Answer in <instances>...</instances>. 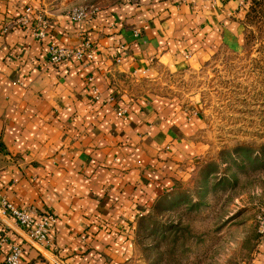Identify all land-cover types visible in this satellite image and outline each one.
Here are the masks:
<instances>
[{"label":"crops","instance_id":"0c3cea01","mask_svg":"<svg viewBox=\"0 0 264 264\" xmlns=\"http://www.w3.org/2000/svg\"><path fill=\"white\" fill-rule=\"evenodd\" d=\"M80 1L0 0V193L57 220L47 247L0 220V264L12 244L20 264H143L140 218L184 190L205 154L196 102L163 93V78L242 49L252 0H118L76 23ZM27 8L31 24H12ZM85 39L91 62L47 61L51 43ZM244 264H264V238Z\"/></svg>","mask_w":264,"mask_h":264},{"label":"rangeland","instance_id":"374dc122","mask_svg":"<svg viewBox=\"0 0 264 264\" xmlns=\"http://www.w3.org/2000/svg\"><path fill=\"white\" fill-rule=\"evenodd\" d=\"M243 38L242 49L163 78V93L196 102L205 154L187 187L143 221V264H244L255 251L264 209V5L245 21Z\"/></svg>","mask_w":264,"mask_h":264},{"label":"built area","instance_id":"2783aa9c","mask_svg":"<svg viewBox=\"0 0 264 264\" xmlns=\"http://www.w3.org/2000/svg\"><path fill=\"white\" fill-rule=\"evenodd\" d=\"M31 8L25 9L23 15L17 17L12 24L18 26H28L31 24L29 21V14ZM95 12V8L88 9L86 7H73L67 13L68 17L76 23H82L88 17L89 12ZM34 33L37 39L45 38V31L48 27L47 21L37 13L35 16ZM3 33L8 31L5 26L2 28ZM96 46L88 39L83 40L78 47H60L51 43L47 51V61L51 65L66 64L72 60L89 63L94 59ZM95 97L98 99V93L95 92ZM117 116L124 117L127 111L122 108L117 109ZM36 211L31 207L18 208L11 204L6 197L0 193V220L12 219L24 231L27 239L33 243L42 246H50L52 243L51 236L53 228L56 225V218L54 215L47 213L39 220L35 219ZM257 231L261 238H264V209L257 216ZM22 253L21 244H12L9 253L2 264H20V255Z\"/></svg>","mask_w":264,"mask_h":264},{"label":"trees","instance_id":"16d2710c","mask_svg":"<svg viewBox=\"0 0 264 264\" xmlns=\"http://www.w3.org/2000/svg\"><path fill=\"white\" fill-rule=\"evenodd\" d=\"M262 5H264V0H252L251 1V4H250V7H249V11L246 13V15H245V21L246 20H249L250 18H251V13H253V12H255L256 11V8L257 7H260V6H262ZM161 204H158L157 206H155V208H154V210H153V212H157V210H159V206H160ZM150 213V214H148V215H146V216H144V217H141L140 218V220H139V222H138V224H137V229H136V238H137V233L139 232V230H140V228H141V225L144 223L143 221L145 220V219H147L148 217H150L152 214H154V213ZM159 213V212H158ZM255 225H256V243L254 244V247H255V250H256V248H257V246H258V243L260 242V240L262 239L261 237H260V235H259V233H258V231H257V222H255ZM138 243V239L136 240V244ZM251 259V258H250Z\"/></svg>","mask_w":264,"mask_h":264}]
</instances>
